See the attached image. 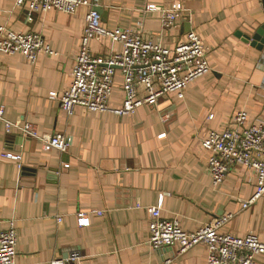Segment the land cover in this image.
<instances>
[{
    "label": "crops",
    "instance_id": "crops-1",
    "mask_svg": "<svg viewBox=\"0 0 264 264\" xmlns=\"http://www.w3.org/2000/svg\"><path fill=\"white\" fill-rule=\"evenodd\" d=\"M92 1L101 7L105 27L141 32L165 47L174 48L194 30L209 48L212 70L192 82L184 97L169 93L157 107L119 115L78 106L67 115L50 93L62 94L71 85L88 8L74 15L54 9L35 13L15 0H0V26L41 33L57 53H40L32 62L21 53L0 51L4 118L33 123L43 135L69 137L66 151H60L18 128L7 131L0 119V231L15 221L16 263L207 264L205 244L182 253L178 246L151 245L155 207L163 219L177 218L189 232L230 214L221 232H254L264 242V195L242 207L255 192V171L236 165L214 186L211 153L203 145L239 111L248 113L247 125L264 123V48L246 37L264 23V0ZM178 2L185 5V16L170 29L160 26L161 10H147ZM90 46L99 55L124 49L109 37L95 38ZM121 83L117 71L113 107L123 104ZM4 151L21 159H6ZM96 210L105 214L97 216ZM81 211L88 225H79Z\"/></svg>",
    "mask_w": 264,
    "mask_h": 264
},
{
    "label": "built area",
    "instance_id": "built-area-1",
    "mask_svg": "<svg viewBox=\"0 0 264 264\" xmlns=\"http://www.w3.org/2000/svg\"><path fill=\"white\" fill-rule=\"evenodd\" d=\"M15 3L35 13L54 9L74 15L81 8H88L80 50L72 69L71 85L62 94L55 91L50 93L59 99L60 107L67 115H72L78 106L119 115L134 113L143 105L157 107L169 93L184 97L186 88L192 82L212 70L207 59L209 48L192 29L186 33L184 41L169 48L144 38L141 32L105 27L101 13L92 0H15ZM147 10H161L160 26L170 29L184 18L186 7L179 2L170 8L161 9L151 4ZM99 37L121 42L123 51L96 54L90 42ZM0 51L7 54L21 53L32 62L37 60L40 53L57 54L41 33L21 32L6 25L0 26ZM117 71L122 75L124 99L120 107H113L109 100L115 87ZM3 112L0 106V119L5 121L7 131L18 128L24 135L43 140L60 151H66L69 146L66 134L43 135L33 123L9 121L4 118ZM248 122V113L239 111L229 126L220 131H211L203 141L204 147L211 153L208 165L214 186L222 183L236 165H244L255 171L256 189L249 199L243 200L244 209L264 195V123L247 125ZM2 156L11 160L21 159V155L8 151H4ZM93 214L103 216L105 212L96 210ZM77 217L79 225H88L90 222L83 211ZM231 217L230 214L217 217L198 230L189 232L181 227L179 219H163L161 209L155 207L149 226L150 243L155 248L178 246L180 253L205 244L208 249L207 264H264V242L256 233L238 236L221 232ZM57 219L62 223V217ZM16 245L15 221L9 220L8 228L0 231V264H17ZM77 257V253L73 254L71 260L75 261ZM60 262L62 260L54 264Z\"/></svg>",
    "mask_w": 264,
    "mask_h": 264
},
{
    "label": "water",
    "instance_id": "water-1",
    "mask_svg": "<svg viewBox=\"0 0 264 264\" xmlns=\"http://www.w3.org/2000/svg\"><path fill=\"white\" fill-rule=\"evenodd\" d=\"M98 10H101V7H98ZM250 36H246L249 39H253V45L256 46L257 49L264 48V23L261 24L257 28L251 29Z\"/></svg>",
    "mask_w": 264,
    "mask_h": 264
}]
</instances>
